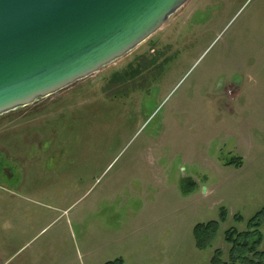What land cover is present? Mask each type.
Returning a JSON list of instances; mask_svg holds the SVG:
<instances>
[{"label":"rangeland","instance_id":"1","mask_svg":"<svg viewBox=\"0 0 264 264\" xmlns=\"http://www.w3.org/2000/svg\"><path fill=\"white\" fill-rule=\"evenodd\" d=\"M1 156L24 180L0 190V264H211L264 208V0H189L132 54L0 116Z\"/></svg>","mask_w":264,"mask_h":264},{"label":"water","instance_id":"2","mask_svg":"<svg viewBox=\"0 0 264 264\" xmlns=\"http://www.w3.org/2000/svg\"><path fill=\"white\" fill-rule=\"evenodd\" d=\"M189 0H0V116L143 46Z\"/></svg>","mask_w":264,"mask_h":264},{"label":"trees","instance_id":"3","mask_svg":"<svg viewBox=\"0 0 264 264\" xmlns=\"http://www.w3.org/2000/svg\"><path fill=\"white\" fill-rule=\"evenodd\" d=\"M230 164L238 166L242 164V160L235 158L228 163V165ZM221 213L220 221H209V223L197 224L195 227L193 238H195V245L198 250H208L216 240L221 227L220 223L225 222L228 218L225 209H222ZM235 220L239 223L244 222L243 217L239 214L235 216ZM247 224L248 227L245 232H240L235 227L225 232V242L230 250L227 254L223 249L215 250L211 257V264H264V235L262 233L264 208ZM106 264H124V261L119 258Z\"/></svg>","mask_w":264,"mask_h":264},{"label":"flooded vegetation","instance_id":"4","mask_svg":"<svg viewBox=\"0 0 264 264\" xmlns=\"http://www.w3.org/2000/svg\"><path fill=\"white\" fill-rule=\"evenodd\" d=\"M178 13V12H177ZM177 15V14H176ZM176 15H174V17H176ZM150 40V39H149ZM148 42V40H147ZM146 42V43H147ZM145 44V43H144ZM140 48V47H139ZM133 52V51H132ZM0 167H1V174L2 176H4L6 180H1L0 179V190L7 193L8 192V189L10 188V184L9 183H13V185L19 189V191H22L23 190V187H22V183H23V180L24 178L21 177V172L20 174L18 175V178H17V175H13V173H10L9 172V167L7 165L4 164L5 161H7L5 159L4 156H1L0 157ZM16 176V177H15ZM14 180V181H13Z\"/></svg>","mask_w":264,"mask_h":264}]
</instances>
